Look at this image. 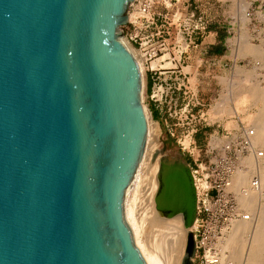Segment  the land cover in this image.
<instances>
[{
  "label": "water",
  "instance_id": "obj_1",
  "mask_svg": "<svg viewBox=\"0 0 264 264\" xmlns=\"http://www.w3.org/2000/svg\"><path fill=\"white\" fill-rule=\"evenodd\" d=\"M133 1L0 0V264H146L130 208L153 143L145 242L172 227L192 264L194 179L124 40Z\"/></svg>",
  "mask_w": 264,
  "mask_h": 264
},
{
  "label": "rangeland",
  "instance_id": "obj_2",
  "mask_svg": "<svg viewBox=\"0 0 264 264\" xmlns=\"http://www.w3.org/2000/svg\"><path fill=\"white\" fill-rule=\"evenodd\" d=\"M205 1L202 11L189 7L207 24L205 30L191 35L193 44L182 55L183 68L179 64L174 72L160 75L155 81L147 71L149 90L146 102L158 115L183 158L189 161L190 168L194 167L196 157L208 162L216 152L217 148L213 147L235 138L243 130L241 124L250 126L254 115L264 105L260 93L264 87V0H247V6H241L240 0ZM158 10L162 9L158 7ZM211 30L216 33L207 36ZM122 31L128 36L129 26H122ZM246 35L257 49L244 48L243 36ZM184 66L188 67L184 69ZM244 93L247 97L241 100ZM224 101L229 114L219 115L216 113L218 106ZM186 138L190 142L188 147L184 143ZM250 158L254 159L253 178L256 177L258 182L257 186L252 185V180L247 182L241 189L243 192L264 184V156L241 158L235 174L250 167ZM243 165L246 167H240ZM235 192L241 209L239 193ZM242 213L248 214L247 220L238 219L223 231L232 230L239 221H247L249 224L246 223L245 228L249 226L240 237L245 247L240 249L238 259H234L236 262L224 259L221 263L217 258V264H247L252 236L261 222L260 217L264 216V199ZM212 244L219 247V239ZM202 259L203 248L195 247L192 264H203Z\"/></svg>",
  "mask_w": 264,
  "mask_h": 264
},
{
  "label": "built area",
  "instance_id": "obj_3",
  "mask_svg": "<svg viewBox=\"0 0 264 264\" xmlns=\"http://www.w3.org/2000/svg\"><path fill=\"white\" fill-rule=\"evenodd\" d=\"M188 2L134 0L129 6V10H137V14L132 19L128 15L124 27L129 26L130 32L128 36L123 34V37L142 51L146 70L154 81L160 75L174 72L179 64L183 68L182 55L193 44L191 35L206 29V21L190 10ZM158 7L162 10H158ZM164 55L166 57L157 66L151 65L152 61ZM166 63L170 65L164 66ZM241 128L242 132L239 131L235 138L213 147L217 149L208 162L199 161L196 157L195 165L191 167L197 196L196 218L191 232L195 247L203 248V264H217L220 253L212 242L234 221L248 218L247 213H242L237 193L231 188L232 176L241 158L250 155L262 157L264 151L256 146L254 128L244 124H241ZM257 182L254 177L252 185L257 186Z\"/></svg>",
  "mask_w": 264,
  "mask_h": 264
},
{
  "label": "bare ground",
  "instance_id": "obj_4",
  "mask_svg": "<svg viewBox=\"0 0 264 264\" xmlns=\"http://www.w3.org/2000/svg\"><path fill=\"white\" fill-rule=\"evenodd\" d=\"M240 3L241 6L249 4L247 0H240ZM128 12H129L128 14L129 19L134 18L137 14V10L133 12L129 10ZM124 40L127 44H129L131 47L134 48V50L140 55L143 62H145L144 54L142 53V51L131 45L125 38ZM243 40H244V48L246 50L247 49L254 50L257 47L253 43H250V39L247 35L243 36ZM165 57L166 55L152 61L151 65L154 67L157 66L159 62ZM168 65H170V63L164 64V66H168ZM188 66H184V69ZM260 93L264 101V87L262 88ZM246 94L247 93H244L243 96L240 97V99L242 100L245 97H247ZM259 111L254 115L253 120L250 123V127H253L255 130L256 145L258 146V148H261L264 151V105L262 107V110L260 112ZM216 113H218L219 115L229 114V109L226 101H224L222 104L218 106V110ZM215 140L217 139L215 138ZM184 143L188 147L190 145L189 139L186 138L184 140ZM157 148H159V144L153 143L150 148L146 161H143L138 167L135 187L131 202V208H130L133 237L137 247L140 249L146 261V264H180L186 242V238H184L182 233L177 232L172 227H167L166 230L152 227V230L158 231L157 233H154V236L152 238V247L148 248L145 242L144 231H145L146 221L153 215L151 209L154 206V196L157 191L156 177L158 175V170H159L158 161L160 159V155H156L151 167L148 170L149 175H147L146 173L149 163L152 159L153 152L157 151ZM253 166H254V159L250 158V167L247 170L239 171L237 175L235 174L236 176L235 175L232 176L231 188H233L235 191L239 193L240 196L239 201L242 211L253 207L258 200L264 199V184L258 186L257 189L250 190L249 192H243L241 190L244 184H246L247 182L253 179V170H252ZM240 167L245 168L246 165ZM262 218L260 217L261 222L259 221L260 224L258 223L259 224L257 225L258 228H255L256 230L252 236V242L250 246V253L248 256L247 264H263L262 262L264 260V219L262 220ZM246 223L247 221L246 222L239 221L235 224L232 230L225 233L224 231H222V237L221 236L220 238L218 237L219 239L218 248L220 255L217 256V258L221 261V263L224 261V259L225 260L238 259L237 256L239 255L240 249L243 248V246L245 247V245H243L244 243H242L241 241L242 238L240 237L244 235L243 234L241 236V232L245 231L249 226L248 225L247 228H245Z\"/></svg>",
  "mask_w": 264,
  "mask_h": 264
},
{
  "label": "crops",
  "instance_id": "obj_5",
  "mask_svg": "<svg viewBox=\"0 0 264 264\" xmlns=\"http://www.w3.org/2000/svg\"><path fill=\"white\" fill-rule=\"evenodd\" d=\"M189 1H190V3H188V6H189V7L193 6L194 9H198V8H199L200 11L203 10V8H201V6H203L204 3L206 2L205 0H189ZM204 6H205V5H204ZM204 6H203V7H204ZM200 11H199V12H200ZM212 32H213L212 30H211V31H208V32H207V36L210 35V34H212ZM213 33H216V32L214 31ZM207 36H206V37H207ZM206 37H205V38H206Z\"/></svg>",
  "mask_w": 264,
  "mask_h": 264
},
{
  "label": "trees",
  "instance_id": "obj_6",
  "mask_svg": "<svg viewBox=\"0 0 264 264\" xmlns=\"http://www.w3.org/2000/svg\"><path fill=\"white\" fill-rule=\"evenodd\" d=\"M185 160H186V159H185ZM186 162H187V163H189V161H188V160H186Z\"/></svg>",
  "mask_w": 264,
  "mask_h": 264
}]
</instances>
